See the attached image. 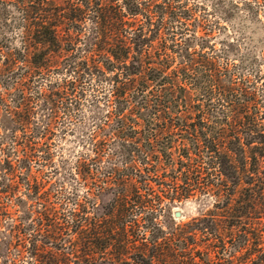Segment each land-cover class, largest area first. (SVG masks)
<instances>
[{
  "label": "trees",
  "instance_id": "trees-1",
  "mask_svg": "<svg viewBox=\"0 0 264 264\" xmlns=\"http://www.w3.org/2000/svg\"><path fill=\"white\" fill-rule=\"evenodd\" d=\"M218 15L0 0V264H264V49Z\"/></svg>",
  "mask_w": 264,
  "mask_h": 264
},
{
  "label": "rangeland",
  "instance_id": "rangeland-1",
  "mask_svg": "<svg viewBox=\"0 0 264 264\" xmlns=\"http://www.w3.org/2000/svg\"><path fill=\"white\" fill-rule=\"evenodd\" d=\"M189 2L202 3L208 9L219 12L222 15L221 18L218 15L222 33L225 32L232 39H238L241 53L258 55L264 49V0H189ZM78 122V118L73 120V123ZM72 138L69 136L67 141H57L59 152L65 157H69L68 149L73 144ZM102 195V202L112 197L110 191ZM181 210L184 212V217L195 216L197 209L195 204L190 203Z\"/></svg>",
  "mask_w": 264,
  "mask_h": 264
},
{
  "label": "water",
  "instance_id": "water-1",
  "mask_svg": "<svg viewBox=\"0 0 264 264\" xmlns=\"http://www.w3.org/2000/svg\"><path fill=\"white\" fill-rule=\"evenodd\" d=\"M184 215V212L181 210V209H176L174 212H173V217L174 219L178 220V219H181Z\"/></svg>",
  "mask_w": 264,
  "mask_h": 264
}]
</instances>
